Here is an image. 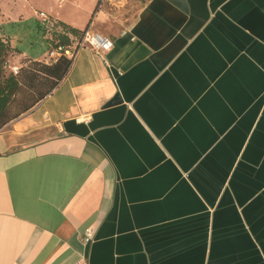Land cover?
I'll list each match as a JSON object with an SVG mask.
<instances>
[{"label": "crops", "instance_id": "crops-1", "mask_svg": "<svg viewBox=\"0 0 264 264\" xmlns=\"http://www.w3.org/2000/svg\"><path fill=\"white\" fill-rule=\"evenodd\" d=\"M14 1L114 47L0 130V264H264V0Z\"/></svg>", "mask_w": 264, "mask_h": 264}, {"label": "trees", "instance_id": "trees-1", "mask_svg": "<svg viewBox=\"0 0 264 264\" xmlns=\"http://www.w3.org/2000/svg\"><path fill=\"white\" fill-rule=\"evenodd\" d=\"M53 23L51 28H45L51 48L62 46L75 49L89 29L79 30L59 21ZM10 42L0 28V130L53 93L68 75L75 58L63 55L51 62L30 58L19 65V74L15 75L9 68L8 55L13 49Z\"/></svg>", "mask_w": 264, "mask_h": 264}, {"label": "rangeland", "instance_id": "rangeland-1", "mask_svg": "<svg viewBox=\"0 0 264 264\" xmlns=\"http://www.w3.org/2000/svg\"><path fill=\"white\" fill-rule=\"evenodd\" d=\"M14 8V0H1L0 13L4 12L11 18H15L16 12ZM16 24H8L5 30V34L11 40L10 44L13 48L8 55L9 62L11 59V62L20 65L30 58L36 59L46 56L45 53L50 50L51 46L46 38L45 27L34 20L23 23L17 22ZM22 53L26 54L27 57L20 56Z\"/></svg>", "mask_w": 264, "mask_h": 264}, {"label": "built area", "instance_id": "built-area-1", "mask_svg": "<svg viewBox=\"0 0 264 264\" xmlns=\"http://www.w3.org/2000/svg\"><path fill=\"white\" fill-rule=\"evenodd\" d=\"M42 16H45L44 14ZM45 19V18H44ZM50 24H48V26L46 28H51L52 26H54L53 21L51 20L48 21ZM89 47L90 49H92L95 53H97L98 55H100L101 57H104L108 52H110L113 47H114V41L109 38L106 37L100 33H93L92 31H90L89 29L84 33L83 35V40L81 41V43H79L78 46L75 47H67L64 48L62 46H58V47H54L51 48L48 52H47V57H46V61L47 62H51L52 60H55L63 55L69 56V57H73L76 56L77 51L80 48L83 47ZM11 72H13L15 75L19 74V65H11L9 66ZM93 238V232L89 231L86 236H85V243H89L92 241ZM78 264H87L86 262H79Z\"/></svg>", "mask_w": 264, "mask_h": 264}]
</instances>
